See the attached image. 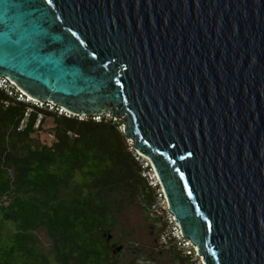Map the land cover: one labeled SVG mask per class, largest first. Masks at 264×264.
Wrapping results in <instances>:
<instances>
[{
    "label": "water",
    "instance_id": "obj_1",
    "mask_svg": "<svg viewBox=\"0 0 264 264\" xmlns=\"http://www.w3.org/2000/svg\"><path fill=\"white\" fill-rule=\"evenodd\" d=\"M3 75L123 118L204 264H264V0H0Z\"/></svg>",
    "mask_w": 264,
    "mask_h": 264
},
{
    "label": "trees",
    "instance_id": "obj_2",
    "mask_svg": "<svg viewBox=\"0 0 264 264\" xmlns=\"http://www.w3.org/2000/svg\"><path fill=\"white\" fill-rule=\"evenodd\" d=\"M27 106L0 90V264H122L106 233L122 208L139 205L159 223L149 212L153 188L123 121L33 107L19 130ZM49 115L55 140L36 142L32 134ZM40 228L50 237L48 248ZM166 250L187 264L179 251Z\"/></svg>",
    "mask_w": 264,
    "mask_h": 264
},
{
    "label": "built area",
    "instance_id": "obj_3",
    "mask_svg": "<svg viewBox=\"0 0 264 264\" xmlns=\"http://www.w3.org/2000/svg\"><path fill=\"white\" fill-rule=\"evenodd\" d=\"M0 90L4 91L8 96L16 99L17 101L28 105L24 118H22L18 124L19 130H23L27 126L30 112L33 107H38L58 115L76 117L80 120L87 119L88 117H91L96 121H107L110 119H113L114 121L120 120L117 116L106 110L99 113L85 114L71 111L65 106L58 105L51 100L42 102L29 95L7 75L0 76ZM40 115L42 114L40 113L39 116ZM41 118L42 117H38L36 126L40 123ZM132 148L137 154V159H139L142 164V176L153 188V200L149 206V212L152 217L159 220V225L161 226L157 239V248L165 250L174 248L188 259L187 264H203V257L199 254L198 247L190 238L183 234L179 222L175 218L174 214L170 212L166 192L150 158L137 151L134 146H132Z\"/></svg>",
    "mask_w": 264,
    "mask_h": 264
},
{
    "label": "rangeland",
    "instance_id": "obj_4",
    "mask_svg": "<svg viewBox=\"0 0 264 264\" xmlns=\"http://www.w3.org/2000/svg\"><path fill=\"white\" fill-rule=\"evenodd\" d=\"M43 117V114L39 116ZM119 118V117H118ZM123 121V118H119ZM55 125L53 116H45L42 127L34 132L32 136L36 142L51 144L54 140L52 127ZM129 143L133 145L129 138ZM159 223L155 222L147 211L139 205H129L122 208L115 221L107 230V235H111L108 242L115 249L122 245V249L117 254V259L122 264H129L135 261L136 254L126 250L127 247L137 246L150 253L161 264H182L181 260L175 257L170 250H161L157 248V239L159 234ZM42 246L48 248L51 244L49 235L44 228L38 229ZM204 264V263H203Z\"/></svg>",
    "mask_w": 264,
    "mask_h": 264
},
{
    "label": "flooded vegetation",
    "instance_id": "obj_5",
    "mask_svg": "<svg viewBox=\"0 0 264 264\" xmlns=\"http://www.w3.org/2000/svg\"><path fill=\"white\" fill-rule=\"evenodd\" d=\"M149 257H152V255L150 253H147Z\"/></svg>",
    "mask_w": 264,
    "mask_h": 264
}]
</instances>
